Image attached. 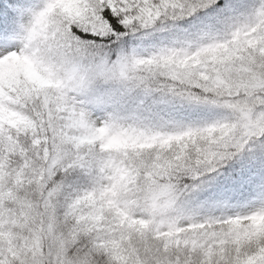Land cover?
<instances>
[{
	"label": "snow or ice",
	"instance_id": "obj_1",
	"mask_svg": "<svg viewBox=\"0 0 264 264\" xmlns=\"http://www.w3.org/2000/svg\"><path fill=\"white\" fill-rule=\"evenodd\" d=\"M0 264H264V0H0Z\"/></svg>",
	"mask_w": 264,
	"mask_h": 264
}]
</instances>
